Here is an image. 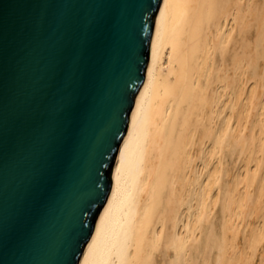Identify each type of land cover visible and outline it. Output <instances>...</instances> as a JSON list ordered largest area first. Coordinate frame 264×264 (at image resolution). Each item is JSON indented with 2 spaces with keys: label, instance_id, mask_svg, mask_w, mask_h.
Returning a JSON list of instances; mask_svg holds the SVG:
<instances>
[{
  "label": "bare ground",
  "instance_id": "1",
  "mask_svg": "<svg viewBox=\"0 0 264 264\" xmlns=\"http://www.w3.org/2000/svg\"><path fill=\"white\" fill-rule=\"evenodd\" d=\"M80 264H264V0H163Z\"/></svg>",
  "mask_w": 264,
  "mask_h": 264
},
{
  "label": "water",
  "instance_id": "2",
  "mask_svg": "<svg viewBox=\"0 0 264 264\" xmlns=\"http://www.w3.org/2000/svg\"><path fill=\"white\" fill-rule=\"evenodd\" d=\"M163 0H0V264H80Z\"/></svg>",
  "mask_w": 264,
  "mask_h": 264
},
{
  "label": "rangeland",
  "instance_id": "3",
  "mask_svg": "<svg viewBox=\"0 0 264 264\" xmlns=\"http://www.w3.org/2000/svg\"><path fill=\"white\" fill-rule=\"evenodd\" d=\"M235 162L236 161L234 160V158H229L228 160H226V164H228L230 167L233 166L235 164ZM239 239L241 240V243H242L243 242L242 234H240ZM258 257H257V259H258Z\"/></svg>",
  "mask_w": 264,
  "mask_h": 264
}]
</instances>
